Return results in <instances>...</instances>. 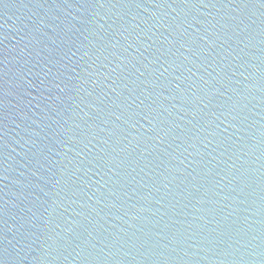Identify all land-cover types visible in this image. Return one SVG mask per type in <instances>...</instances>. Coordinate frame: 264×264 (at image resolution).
<instances>
[{"label": "water", "instance_id": "95a60500", "mask_svg": "<svg viewBox=\"0 0 264 264\" xmlns=\"http://www.w3.org/2000/svg\"><path fill=\"white\" fill-rule=\"evenodd\" d=\"M0 264H264V0H0Z\"/></svg>", "mask_w": 264, "mask_h": 264}]
</instances>
